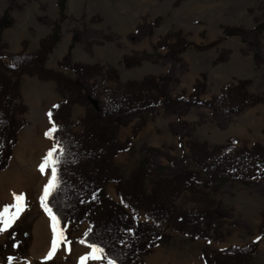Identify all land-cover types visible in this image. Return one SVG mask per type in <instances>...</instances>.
<instances>
[{
	"label": "trees",
	"instance_id": "obj_1",
	"mask_svg": "<svg viewBox=\"0 0 264 264\" xmlns=\"http://www.w3.org/2000/svg\"><path fill=\"white\" fill-rule=\"evenodd\" d=\"M65 3L66 0L60 1L62 11ZM8 13L6 10L0 17V171L7 167L18 133L25 125L17 117V112L25 113L28 109L25 104L17 103L21 98L22 76L30 74L38 75L42 80L52 79L63 96L48 112L57 127L52 138L56 140L55 145H59L56 155L60 162L57 165L58 187L48 197L47 203L57 217L58 229H63L64 233L69 224L88 221V235L84 234L78 241L84 240L82 244L99 247L103 250L101 256L113 264H142L144 257L154 251L159 238L168 228L194 239L223 240L226 234L216 227L217 221L231 218L232 213L223 209L221 202L216 203L212 195L221 190L223 182L259 188L264 180V144L256 142L251 147L246 144L233 146L230 139L228 143L211 146L208 141L192 137L190 125L183 117L193 108L201 107L210 109L215 117L239 115L251 107L264 104V93L250 92L251 80L240 79L210 99H204L208 90L207 75L204 73L196 79L188 95L185 90L182 94L174 93L181 83L176 68L178 64L184 65L183 54L191 48L207 50L217 45L219 40L202 45L188 39L181 30L169 31L160 37L155 46L156 50L167 49L163 59L171 63L169 70L162 75L148 74L141 79L122 82L115 68L105 69L102 64L91 65L73 60V48L80 41L79 34L75 33L67 54L60 61L61 68L76 74L73 77L63 70L46 66L49 55L61 38L58 23L53 32L41 40L37 51L6 52L8 45L3 39V32L14 24V18ZM153 27L144 22L130 37L141 39L147 35L145 30L149 31L148 34L153 33ZM263 27L225 26L224 34L227 37L240 36L244 42L255 46L254 61L260 66L264 59L259 51L258 36ZM226 58L225 53H220L216 63ZM148 60L157 61L158 58L145 52L124 57L127 67L141 65ZM109 80L116 86L108 87L106 82ZM76 103L85 106L86 110L80 119L84 129L79 133L72 129L75 126L71 118L72 110ZM162 111L178 118L170 124V129L178 137L183 154L176 156L152 148L169 164L160 166L154 156L148 154L145 164L137 166L130 177L124 179L115 171L116 156L130 148L135 137L147 125L148 116L155 118ZM132 123V134L122 140L121 128ZM140 149L146 155L150 150L144 143ZM151 174H154V180L148 191L145 178ZM50 177L51 173L48 180ZM106 181L115 183L121 202L134 213L143 212L147 219L141 220L124 207L113 204L94 213L96 206L109 198L104 191ZM260 192L264 195V189ZM184 195L192 196L198 205L191 209L181 207L178 200ZM233 224L238 225V222L233 221ZM243 226L249 229L246 224ZM258 231L264 238V211ZM258 248L259 241L253 240L246 246H230L217 253L203 249L202 254L207 264H249Z\"/></svg>",
	"mask_w": 264,
	"mask_h": 264
},
{
	"label": "rangeland",
	"instance_id": "obj_2",
	"mask_svg": "<svg viewBox=\"0 0 264 264\" xmlns=\"http://www.w3.org/2000/svg\"><path fill=\"white\" fill-rule=\"evenodd\" d=\"M60 1L0 0V17L8 10L9 16L14 18V24L3 32V39L8 45L6 52L37 51L41 40L49 36L58 23L61 38L49 55L46 62L48 68L63 70L67 75L76 77L71 70L61 68L60 61L67 54L73 36L77 33L80 41L73 48V60L91 65L102 64L105 69L115 68L120 80L125 82L141 79L148 74L166 73L171 65L163 59L167 49L156 50V42L169 31L181 30L188 39L197 44L206 45L217 40L219 43L202 51L191 48L183 54L185 63L178 64L176 68L181 83L174 90L175 94H182L185 90L188 95L193 90L196 79L203 73L207 75L208 83L204 99H210L224 87L236 84L240 79L251 80L248 87L250 92L264 93V63L257 66L254 61L257 48L244 42L240 36L227 37L224 34L225 26L253 29L257 25H264V0H66L63 11ZM144 22L154 26L153 33L148 34L149 31L145 30L147 35L141 39L130 37ZM258 42L264 59V27L258 36ZM143 52L158 60L144 61L141 65L133 67L125 65L126 55H140ZM220 53H225L227 58L216 63ZM5 60L9 63L7 58ZM182 70L185 72H181ZM21 81V98L17 103L25 104L28 109L25 113L17 112V117L22 119L25 125L18 133L7 167L0 171L2 179L16 173L23 176L36 171L40 173L39 166L47 150L56 144L54 138L46 135L53 126L48 112L63 98L56 81L42 80L38 75L30 74H24ZM106 85L116 86L111 80L106 82ZM101 98L105 100L104 95ZM85 111V106L79 103L73 105L71 118L75 126L72 129L77 133L84 129L80 119L85 115ZM177 119L176 115L163 111L155 118L148 116L147 125L135 137L130 148L116 156L115 171L124 179L129 178L137 166L145 164L148 154L154 156L158 165L166 167L168 160L155 154L152 148L165 150L176 156L182 155L184 151L178 137L170 129V124ZM183 119L188 121L195 140L208 141L211 146L228 143L230 139L233 140V146L246 144L251 147L256 142L264 144L263 103L239 115L222 117H215L212 111L205 107L193 108ZM133 124L121 128L122 140L132 134ZM33 138L37 140L34 147L42 152L41 163L40 157H34L32 160V157L26 156L27 158L23 159L19 155L18 158V150L22 151L25 144L32 142ZM143 143L150 148L147 155L140 149ZM50 173V168L41 173V184L35 195L27 200L25 210L12 221L10 227L0 231V264H62L67 260L74 261L75 256L72 254L71 258L68 253L73 248L91 253V245L78 241L89 227V222L85 221L81 224H69L65 229L63 235L67 239L58 246L67 250L65 258L63 251L58 253V257L53 256L51 259L39 260L33 256L32 246L36 239L38 218H48L52 231L53 222L44 211L40 200ZM153 180L154 174L145 178L148 191ZM104 188L109 198L103 199L94 209V213L113 204L124 207L141 220L147 219L143 212L134 213L120 201L113 181H106ZM260 189H264V180L259 188L223 182L221 190L212 196L216 203L221 202L223 209L232 213L231 218L217 221L216 227L225 232L226 237L218 241L207 238L194 239L168 228L159 238L154 251L144 257L142 264H207L203 258V249L217 253L230 246H246L253 240L259 241V248L249 264H264V238H261L258 231L264 211V195ZM178 204L185 209H191L198 205V201L190 195H184L178 200ZM233 221H237L238 225H234ZM2 228L3 223L0 224V229ZM90 261V264H110L103 257L99 260L90 258Z\"/></svg>",
	"mask_w": 264,
	"mask_h": 264
},
{
	"label": "bare ground",
	"instance_id": "obj_3",
	"mask_svg": "<svg viewBox=\"0 0 264 264\" xmlns=\"http://www.w3.org/2000/svg\"><path fill=\"white\" fill-rule=\"evenodd\" d=\"M34 139V138H33ZM42 141V140H41ZM36 138L32 142H28L22 148L21 153L19 154L23 159L27 158L28 156L32 160L34 157H40V154L36 151L34 145L36 144ZM39 143V142H38ZM27 156V157H26ZM42 176L41 172L38 171L31 173L28 176H23L19 173L8 177L7 179H2L0 177V212L3 211L5 206L13 205L15 203L13 194H24L25 201H24V210L26 207L27 200L35 195L36 191L38 190L39 185L41 184ZM23 210V211H24ZM16 209H10L11 213H15ZM22 211V212H23ZM20 212V214L22 213ZM19 214V215H20ZM3 223V219H0V224ZM52 239L53 233L50 231L49 220L48 218H38L36 222V239L32 246V254L36 259H45L48 256V253L52 247ZM60 245V244H59ZM61 250V251H60ZM63 251V258L66 255L67 250L65 248L58 247L54 257H58V253ZM72 258V254L75 256L74 261H66L62 264H78L80 263V258L88 255L86 252H82L78 249H71L68 252ZM66 260V259H65ZM90 258L85 262V264H90ZM153 264H159L158 262H154Z\"/></svg>",
	"mask_w": 264,
	"mask_h": 264
},
{
	"label": "snow or ice",
	"instance_id": "obj_4",
	"mask_svg": "<svg viewBox=\"0 0 264 264\" xmlns=\"http://www.w3.org/2000/svg\"><path fill=\"white\" fill-rule=\"evenodd\" d=\"M49 116L51 117V113H49ZM57 131V127L53 123L52 128L46 133L47 136L52 137L53 134ZM59 145H54L53 148H51L48 153L46 154L43 162L40 164L39 169L41 173H45L47 169H51V177L48 180V183L44 186L43 194L40 198L41 205L44 208V211L49 215V217L52 220V231H53V240H52V247L50 252L48 253V256L46 259H51L61 242L65 241L67 238L63 235V229H58L57 224L58 220L56 215L53 213L52 209L49 207L47 201L48 197L52 194V192L57 189L58 187V169L57 165L60 162L59 156L56 155L58 151ZM62 151V150H61ZM15 203L13 205L5 206L3 208V211L0 212V219H3L4 228L0 229V231H4L8 227H10L13 220H15L20 212L24 210V201L25 197L24 194H13ZM15 208V213H11L10 215V209ZM88 233H85V236H87ZM80 243H85L84 240H81ZM92 248L91 253L88 255L80 258V264H85V262L91 258L93 260H99L102 258L100 255L102 253V249L95 245L90 246ZM110 264H113V262H110Z\"/></svg>",
	"mask_w": 264,
	"mask_h": 264
},
{
	"label": "crops",
	"instance_id": "obj_5",
	"mask_svg": "<svg viewBox=\"0 0 264 264\" xmlns=\"http://www.w3.org/2000/svg\"><path fill=\"white\" fill-rule=\"evenodd\" d=\"M21 146V145H20ZM37 152H38V154H40V156H41V154H42V152L40 153V150L38 149V150H36ZM21 152V150L19 151L18 150V158H19V153ZM42 157V156H41ZM36 158V157H35ZM40 163H41V158H40ZM28 164H29V162H27ZM31 164V163H30ZM31 172V171H30ZM20 216V215H19Z\"/></svg>",
	"mask_w": 264,
	"mask_h": 264
}]
</instances>
